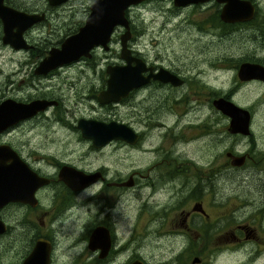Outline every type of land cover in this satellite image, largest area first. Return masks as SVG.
<instances>
[{"label":"flooded vegetation","instance_id":"obj_1","mask_svg":"<svg viewBox=\"0 0 264 264\" xmlns=\"http://www.w3.org/2000/svg\"><path fill=\"white\" fill-rule=\"evenodd\" d=\"M93 1L0 0V264H25L30 255L31 264H150L136 249L139 229L162 247L177 248L181 238L179 250L191 251L182 253L191 255L190 264H232L231 254L238 255L233 264H245L247 243L256 249L248 262L260 264L255 255L264 249V220L254 219L264 213V149L254 145L249 126L247 135L228 131L230 118L213 106L210 79L221 67L239 83L264 84L262 73L237 76L243 63L264 69V0L131 5L126 46L143 62L145 80L104 102L99 97L107 89V68L125 64L119 55L125 28L113 27L106 50L49 61L50 52L85 23ZM149 4L162 10L167 25L175 24L173 36L205 44L197 66L182 60L183 51L136 49L143 27L130 16ZM237 37H243L238 50L252 48L221 65L230 54L208 46ZM217 95L239 107L228 90ZM205 108L207 121L201 118ZM246 109L250 123L252 110ZM85 121L123 124L137 138L93 146L82 134ZM238 138L249 139L248 145ZM248 183L254 188L248 196L262 198L255 216L243 210L246 195L234 193L237 204L228 211L231 200L215 202L225 187L247 189Z\"/></svg>","mask_w":264,"mask_h":264},{"label":"rangeland","instance_id":"obj_2","mask_svg":"<svg viewBox=\"0 0 264 264\" xmlns=\"http://www.w3.org/2000/svg\"><path fill=\"white\" fill-rule=\"evenodd\" d=\"M154 5L155 4L152 5L149 4L147 6L136 9L134 11L135 16L131 15V11H130L131 9H129L131 15L130 17L135 18L136 19L135 21H137L136 25H142L143 27V33L136 40V44H135L136 49H138L142 54H144L147 51H164V50L183 51L182 60H186V61L192 60L193 66H197L201 55L200 54L201 52L198 51L200 49L207 48L205 44H201L200 42L196 43V42L188 41L184 35L173 36L172 32L175 27V24H172L171 26L167 25L164 22L163 15L161 14L162 10H159ZM242 39L243 37H237L233 41L234 43L228 41L214 42L211 43L208 46V48L210 47L215 52L226 51L224 54H230L232 58L228 60L222 59L219 60L218 62L223 66H229L230 64H232L235 58L249 53L247 51L250 50L253 46V44L251 43L244 44V46L246 45L245 48L238 50L237 48L240 47V45L236 43ZM214 56L215 58L217 57L215 54ZM254 66L261 67L257 64H254ZM191 70L193 71L199 69L192 68ZM210 82L215 86L214 93L224 94V91L228 90V94L232 95L233 101L236 102L240 108L247 111L246 108L249 107L252 110L250 123H249V113L247 111L248 126L252 133L251 139L253 140L255 146L264 149V84L263 83L259 84L256 81H251L250 84L247 83L246 81H241L242 83L241 84L237 80H235V76H232L231 70L223 69L221 67L215 68L213 77H211ZM217 94H215L214 96L215 99L218 98L217 96H220ZM187 113H190V106L184 110V114ZM206 114H207V108L204 109V113L201 116L203 121L204 120L207 121ZM196 120L199 121L200 117H198ZM202 124L205 127H207V123H201V125ZM249 128H248V134H249ZM214 129H215L216 139L220 140L219 136H221V134L219 132L220 130L219 126L214 124ZM203 131H205V129H203ZM184 136H185V131H184ZM226 138L227 137H225L224 139ZM238 140H242V141L244 140L245 142L244 145H248L249 139L245 140L243 138H238ZM216 141L217 140H215V142ZM198 143L199 142H195V145L197 146ZM201 145L205 147L206 136H204ZM189 146L193 147V145H189ZM188 151L190 152L189 153L190 158L193 160L195 157L194 151L193 150H188ZM248 189L252 192L254 191V188L252 187L251 183L247 184V189L239 186L235 190L234 188H231V190H229L227 187H225L224 191L221 192L220 195L217 194L215 202L219 203L220 201L226 199L231 200L234 193L237 194L238 197L242 199L244 195L248 196ZM253 196L256 199H253L251 198V196H248V198L245 200V205L243 207L244 212L250 213L251 216H255V212L259 209L260 206L258 200H262V198L258 196L256 193H253ZM236 204L237 201L231 200L229 204L225 206L224 209L228 211L230 208H233ZM263 214L256 215L254 220L260 224L261 221L264 220ZM250 221H251L250 219L246 220V222H250ZM147 232L150 231L148 230L144 231L139 229L134 234V237L135 240L138 242L136 249L142 254L144 253V255L146 256V260L150 264H175V261L178 262V264H190L191 255L186 259L182 253H186L188 256L191 253V251L182 252L179 250V248L182 246L181 238H176L178 239L177 244L179 245V247L177 248H173V244L162 247L158 245L159 241H157L156 244L154 237L148 236ZM154 243L155 245L153 247ZM164 243H168V241ZM249 245H250L249 243L244 245V248L246 249V253H247L245 264H250L249 262L252 263L254 257L249 261L251 257L250 255L254 250H256L251 248ZM260 249L264 251V249H262L261 247ZM261 250H257V254L255 256H257L260 264H264V252H262L261 257H259L260 254L258 253ZM237 257L238 255L231 254L230 263L233 264L234 260Z\"/></svg>","mask_w":264,"mask_h":264},{"label":"water","instance_id":"obj_3","mask_svg":"<svg viewBox=\"0 0 264 264\" xmlns=\"http://www.w3.org/2000/svg\"><path fill=\"white\" fill-rule=\"evenodd\" d=\"M49 1L51 3H59L64 0ZM140 1L142 0H94L89 6V13L82 27L76 33L67 37L59 49H53L50 52V63L53 65L72 61L80 56H88L89 51L94 47H101L102 50H106L113 27L120 26L126 29L119 37V55L125 61V64L107 68L109 74L107 89L101 93L99 100L100 102L116 100L120 96H124L130 88L143 83L145 78L140 75V70L144 69V64L140 59L133 57L126 46L129 33L127 31L128 21L125 12L131 5H135ZM241 3L247 5L245 2ZM130 61H134V66H130ZM240 67L241 69L237 73L239 79L261 78L259 74H264L263 68L249 65L248 63H243ZM244 71L247 72L246 75L243 74ZM165 74L170 81L180 83V80L175 79L169 73L166 72ZM213 106L230 118L228 122V131L230 133L248 134V113L246 110L226 101L222 97L215 99ZM82 128L83 136L90 138L93 146L104 144L113 138L124 141L134 139L127 127L115 122L102 124L85 121ZM90 128H95V130L91 133ZM91 178V175L86 177L87 181H90ZM25 264H31V255L27 258ZM131 264L143 263L137 260Z\"/></svg>","mask_w":264,"mask_h":264},{"label":"bare ground","instance_id":"obj_4","mask_svg":"<svg viewBox=\"0 0 264 264\" xmlns=\"http://www.w3.org/2000/svg\"><path fill=\"white\" fill-rule=\"evenodd\" d=\"M133 136H134V139L136 140V138H137L136 134L133 133ZM150 148H152V147H150Z\"/></svg>","mask_w":264,"mask_h":264}]
</instances>
